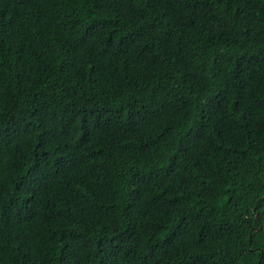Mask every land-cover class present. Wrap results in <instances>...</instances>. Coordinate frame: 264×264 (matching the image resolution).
Returning a JSON list of instances; mask_svg holds the SVG:
<instances>
[{
    "label": "trees",
    "instance_id": "1",
    "mask_svg": "<svg viewBox=\"0 0 264 264\" xmlns=\"http://www.w3.org/2000/svg\"><path fill=\"white\" fill-rule=\"evenodd\" d=\"M0 264H264V0H0Z\"/></svg>",
    "mask_w": 264,
    "mask_h": 264
}]
</instances>
